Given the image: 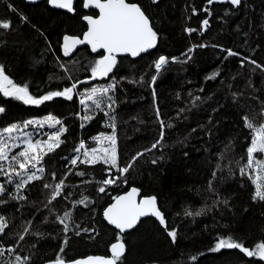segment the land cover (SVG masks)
Instances as JSON below:
<instances>
[{"label": "trees", "instance_id": "16d2710c", "mask_svg": "<svg viewBox=\"0 0 264 264\" xmlns=\"http://www.w3.org/2000/svg\"><path fill=\"white\" fill-rule=\"evenodd\" d=\"M127 2L145 11L158 45L136 60L118 58L107 78L90 81L91 67L102 54L93 55L88 47L70 56L63 53V38L82 37L87 30L83 18L97 16L84 10V0H78L71 12L52 7L49 0L38 4L0 0V22L11 24L9 29L0 28V65L6 74L37 98L78 81H86L78 91L115 82V91L108 95L115 100L110 115L115 117L119 166L144 152L124 175L103 164L72 165L81 142L97 147L98 136L111 134L110 117L94 105L86 112L76 96L35 106L0 93V107L5 109L0 129L48 115L60 118L67 129L61 137L64 143L44 156L43 177L21 190L26 199L11 198L17 192L14 186L0 196V216L8 225L0 235L4 249L0 264L108 257L117 241L127 248L117 264H264L239 249L211 250L221 238L232 237L245 247L264 242V201L254 199L250 174H240L251 141L243 117L257 124L264 121V71L249 63L264 65V0H242L240 7L209 0ZM189 28L196 31L189 34ZM227 49L239 55L227 56ZM160 56L168 57L169 63L153 85V65ZM214 72L219 75L209 79ZM106 104L105 100L108 111ZM84 115L94 119L82 120ZM160 120L163 141L146 151L159 139ZM117 176L111 186L103 185L105 179ZM61 180V196L49 199ZM101 186L103 193L98 191ZM131 187L139 188L143 196L156 197L168 230L177 232L175 243L154 219L143 220L125 236L107 225L104 210ZM85 197L87 202L79 203ZM186 209L203 212L188 216ZM65 213L71 214V220L65 221L68 231L60 223Z\"/></svg>", "mask_w": 264, "mask_h": 264}, {"label": "snow or ice", "instance_id": "6c2138e0", "mask_svg": "<svg viewBox=\"0 0 264 264\" xmlns=\"http://www.w3.org/2000/svg\"><path fill=\"white\" fill-rule=\"evenodd\" d=\"M216 0H209V3H214ZM220 2H228L233 6L240 7L242 0H220ZM49 3L54 8L66 9L69 12L73 11V0H49ZM153 3H159V0H153ZM85 8H94L98 10V17L93 18L92 15H86L84 19L87 22L88 30L84 33L83 38L65 36L63 38V53L65 56H70L75 51L78 45H88L92 52H98L103 50L105 54L101 55V58L94 62L91 67V80L105 79L113 71L117 64V56L126 54L132 57H138L142 53L148 52L150 49L156 47L157 32L154 31L150 18L146 15L145 11L136 3H129L127 0H86L83 5ZM15 11V9H13ZM195 11V10H194ZM208 11V9H205ZM26 19V18H23ZM204 28L208 26V20L205 19L202 22ZM11 27L10 22H0V28L9 29ZM189 34L196 31V29L189 28ZM204 47V45H199ZM193 49H189L191 52ZM227 56H238L239 53L232 51L231 49L225 50ZM191 58L190 56L188 57ZM172 62H176V58H172ZM169 63V58L160 56L158 60L154 62V70L156 75L150 78V84H155L156 78L165 66ZM243 64V61L241 62ZM256 68H260L264 71V65L258 64L254 60H250ZM67 71V69H65ZM219 75L218 72H214L209 79H215ZM71 79V77H69ZM86 83V81H78L72 83L68 87H64L62 90L50 91L49 93L35 97L33 96L29 88L21 86L14 82L13 79L6 74L5 67L0 65V93L5 97H11L15 100L22 101L26 105H43L47 101H52L55 98H63L71 101L74 96L79 97V103L84 106L86 112L91 110V106L94 105L96 109H99L105 116H109L111 123L108 125L111 128V134H101L96 138L99 147H86L84 142H81L79 147L75 149L77 155L71 160L72 165L77 163H83L86 165L94 166L96 164H103L115 168L120 175L126 174L135 163V160L139 156L144 155V152L138 153L133 159L124 165L123 167L118 164V151H117V135L115 117L110 113L114 112L113 105L115 100L112 96H109V92H114L116 89L115 82L108 85H101L91 87L88 90L78 91L79 85ZM155 95V90H153ZM199 99V97H197ZM107 101L106 107L108 111H105L104 104ZM90 102V103H89ZM5 112L4 107H0V114ZM157 115L159 116V109H157ZM82 120L90 121L94 119L92 115H84ZM245 126L251 133L250 146L246 149V164L240 169L241 175H248L251 171L254 175H249V179L255 185L254 199L264 201V121L257 124L254 120L248 116L243 117ZM161 132L159 139L151 146V151L157 148L162 143L164 138V121L160 120ZM37 125L43 128L47 125L49 128L55 129L54 132L48 134L45 140H33L31 136H27L23 139V150L17 154L12 155V150L20 148L19 143H9L10 140H19L20 137L14 136V133L23 132V129L29 126ZM83 126V125H82ZM171 127L172 125H167ZM67 129L63 126V121L54 116L48 115L43 120H27L22 125L13 123L10 126L0 129V173L8 176V182L12 183L15 179V187L17 189L16 194L11 198L14 200L26 199L20 192L24 189L29 182L39 180L42 177L37 173H43L45 171L43 165L44 156L55 151L64 143L61 137ZM83 150V151H81ZM261 154L259 157L257 154ZM156 163V160L152 161ZM7 165V167H5ZM79 176H84V172L76 173ZM55 179V173L52 174ZM215 176V173H213ZM108 178L103 181V184H114L116 179ZM45 188H51L49 184L44 185ZM211 188V182L209 184ZM64 188L63 180L52 188V200H56L61 196V191ZM99 192H105V188L101 186L98 189ZM6 192V188L3 184H0V196H3ZM139 191L136 188L127 193V195L119 196L116 198L114 204L107 208L104 212V217L107 221L119 229L121 233L126 230L132 229L139 222L141 217L154 216L160 224L165 227L167 234L171 237L173 243L177 238V232L175 230H168L167 222L164 214L157 206V200L155 196L137 200ZM51 202V201H49ZM87 202V197L79 201L81 204ZM203 210L193 213L192 211L185 210V214L188 216H200ZM71 220V214L65 213L64 218L60 220V223L64 226V231H68L69 224L65 221ZM8 227L7 221L3 216H0V235L4 234L5 229ZM87 231V230H85ZM23 239V236L20 237ZM239 249L247 257H256L261 261H264V242L255 244L254 246L245 247L243 242H237L232 237L221 238L211 249L212 251H220L221 249ZM10 252H15V248L8 249ZM62 251V250H61ZM124 243L117 242L111 245V258L104 257H88L87 259L76 261L75 264H117L121 256L124 254ZM4 249L0 248V254H3ZM20 257L16 256V261L20 262ZM194 259V258H193ZM54 264H66L63 257H58L54 261Z\"/></svg>", "mask_w": 264, "mask_h": 264}, {"label": "water", "instance_id": "95a60500", "mask_svg": "<svg viewBox=\"0 0 264 264\" xmlns=\"http://www.w3.org/2000/svg\"><path fill=\"white\" fill-rule=\"evenodd\" d=\"M43 1H45V0H27V3H28V4H38V3H41V2H43ZM77 1H78V0H73V9H74L75 4H76ZM85 2H86V0H84V3H85ZM84 3H83V5H84ZM214 3H216V4H226V3H228V2H220V0H216V2H214ZM51 6H52V5H51ZM52 7H53V6H52ZM56 9H59V8H56ZM60 10L68 11V10H66V9H60ZM84 10H85L86 12H88V11H90V10L95 11V12L97 13V16H93V18H97V17H98V10H97V9H94V8H85V7H84ZM83 21H84V23H86V25H87V22H86V20H85L84 18H83ZM87 30H88V25H87ZM87 30H86V31H87ZM83 35H84V34H83ZM83 35H82V37H79V38L82 39V38H83ZM157 45H158V39H157L156 47H157ZM84 47H88L89 50H90V52H91L93 55L105 54V53L103 52V50H100V51H98V52H92L90 46H88V45H78V46L76 47L75 51L72 52V54L75 53L77 50H79V49H81V48H84ZM156 47L153 48V49H150V50H149L148 52H146V53H142V54H141L140 56H138V57H132V56H130V55L122 54V55H118V56H117V59H118V58H122V57H130L131 59L136 60V59H138V58H140V57H142V56H144V55H146V54H148V53L154 51V50L156 49ZM132 188H136V189L139 191V196L137 197V200H138V201L141 200V199H144V198L152 197V196H143L141 190H140L139 188H137V187H131L128 191H126L125 193H123V194H121V195H119V196L127 195V193H129V192L132 190ZM119 196H118V197H119ZM116 198H117V197H116ZM116 198L112 201L111 204H109V205L106 207V209L104 210V212L107 210L108 207H110L112 204L115 203ZM156 200H157V199H156ZM157 206H158V201H157ZM158 207H159V206H158ZM159 209H160V208H159ZM103 219H104V221L107 223V225H108L109 227H111V228H113L114 230H116L117 232H119L121 236H125V235H127V234L133 232V231L139 226V224H140L143 220H146V219H154V220H156L157 222H159V220H158L156 217H154V216H151V215H149V216H144V217H141V218H140L139 222L136 224L135 227H133L132 229L126 230L125 232L121 233L119 229L115 228L114 225L110 224V223L107 221V219L104 217V213H103ZM159 223H160V222H159ZM117 242H121V241H117ZM117 242H116V243H117ZM122 242H123V241H122ZM123 243H124V242H123ZM124 245H125V243H124ZM126 251H127V248H126V245H125V251H124V254L121 256V258L124 257ZM96 256L104 257V258H111V256H112V253H111V247H110V256H108V257H107V256H102V255H90V256H87V257L78 258V259L71 260V261H66V264H75L76 261H80V260L87 259L88 257H96ZM121 258H120V259H121ZM54 261H55V260L48 261V262H45V263H43V264H54Z\"/></svg>", "mask_w": 264, "mask_h": 264}, {"label": "rangeland", "instance_id": "374dc122", "mask_svg": "<svg viewBox=\"0 0 264 264\" xmlns=\"http://www.w3.org/2000/svg\"><path fill=\"white\" fill-rule=\"evenodd\" d=\"M105 85H108V84H105ZM94 87H96V86H94ZM91 88V87H90ZM89 88V89H90ZM110 93V92H109ZM108 93V94H109ZM79 99V98H78ZM90 103V102H89ZM44 118H40V119H31V120H37V121H39V120H43ZM24 123V122H23ZM23 123H18V124H23ZM55 131V129H53V128H49L47 125H45L43 128H40V127H38L37 125H32V126H29L28 128H26V129H23V132H17V133H14L13 135L14 136H18V137H20V139L19 140H10L9 141V143H19L20 145H21V147L20 148H15V149H13L12 150V155H15V154H17L19 151H21V150H23V139L25 138V137H27V136H31L32 138H33V140H45V139H47V136H48V134L49 133H51V132H54ZM105 135H110V134H105ZM99 137V136H98ZM97 147H99V144H97ZM81 151H83V150H81ZM78 155H80V153H78ZM257 155H261V154H257ZM42 166H44V165H42ZM5 167H7V165H5ZM110 167V166H109ZM44 173H45V171L41 174V173H37V175H40L41 177H43V175H44ZM249 174L250 175H254V173H252L251 171L249 172ZM108 179V178H107ZM118 179H116V181H117ZM115 181V182H116ZM15 179H13V182L12 183H9L8 182V176L7 175H5V174H3V173H0V184H3L4 186H5V188H6V190L8 189V187H10V186H14V188L16 189V187H15ZM30 183V182H29ZM103 185H105V186H111V185H108V184H103ZM17 190V189H16ZM51 197H52V191H51ZM49 199H51V198H49ZM52 201V200H51ZM27 231L25 230V233H26ZM23 237H24V235H23ZM22 240V239H21ZM20 240V241H21ZM256 258V257H255ZM256 259H258V258H256Z\"/></svg>", "mask_w": 264, "mask_h": 264}]
</instances>
